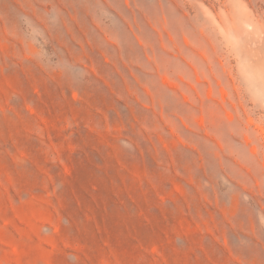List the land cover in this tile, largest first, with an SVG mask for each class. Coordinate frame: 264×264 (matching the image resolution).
<instances>
[{
  "label": "rangeland",
  "instance_id": "374dc122",
  "mask_svg": "<svg viewBox=\"0 0 264 264\" xmlns=\"http://www.w3.org/2000/svg\"><path fill=\"white\" fill-rule=\"evenodd\" d=\"M0 264H264V0H0Z\"/></svg>",
  "mask_w": 264,
  "mask_h": 264
}]
</instances>
